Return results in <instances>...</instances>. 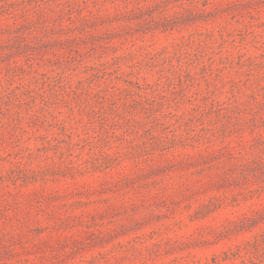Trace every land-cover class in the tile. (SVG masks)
<instances>
[{
  "label": "rangeland",
  "instance_id": "1",
  "mask_svg": "<svg viewBox=\"0 0 264 264\" xmlns=\"http://www.w3.org/2000/svg\"><path fill=\"white\" fill-rule=\"evenodd\" d=\"M0 264H264V0H0Z\"/></svg>",
  "mask_w": 264,
  "mask_h": 264
}]
</instances>
